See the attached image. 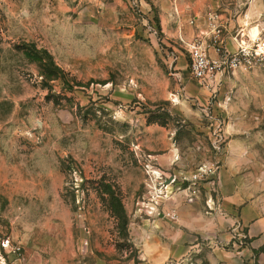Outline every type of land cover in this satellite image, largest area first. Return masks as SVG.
I'll list each match as a JSON object with an SVG mask.
<instances>
[{
    "label": "rangeland",
    "instance_id": "rangeland-1",
    "mask_svg": "<svg viewBox=\"0 0 264 264\" xmlns=\"http://www.w3.org/2000/svg\"><path fill=\"white\" fill-rule=\"evenodd\" d=\"M211 11L249 55L204 84L187 44ZM243 134L264 142V0H0V264H264L239 224L169 243L179 203L220 212Z\"/></svg>",
    "mask_w": 264,
    "mask_h": 264
},
{
    "label": "crops",
    "instance_id": "crops-1",
    "mask_svg": "<svg viewBox=\"0 0 264 264\" xmlns=\"http://www.w3.org/2000/svg\"><path fill=\"white\" fill-rule=\"evenodd\" d=\"M251 11L252 9L248 14H251ZM242 123L239 125L240 128L244 127ZM241 133L245 132L241 130ZM263 143L261 136L253 134L236 135L229 140L224 162L223 155L221 158L217 200L220 212L206 215L200 203L194 205L179 203L176 206L179 226L176 230L169 231L172 235L170 244L179 248L181 252L191 248L187 247L189 242L195 249L194 241L198 237L211 240L214 244L217 237L229 239L231 234L227 231L239 224L241 228L247 227L249 238L252 240L251 249H246V252L251 254L254 250L262 251L264 260ZM229 255L225 254V259H232V255ZM219 261L223 264V252ZM237 263L236 260L235 264Z\"/></svg>",
    "mask_w": 264,
    "mask_h": 264
},
{
    "label": "built area",
    "instance_id": "built-area-1",
    "mask_svg": "<svg viewBox=\"0 0 264 264\" xmlns=\"http://www.w3.org/2000/svg\"><path fill=\"white\" fill-rule=\"evenodd\" d=\"M193 23L192 20L191 24ZM205 27V32L195 36L187 44L191 60L190 73L204 84H214L218 75L223 76L234 72L249 54L246 43L243 41L246 36L243 34L242 28H239L237 34L231 36L235 50L231 51L227 48L225 32L228 34L230 32L221 14L217 11H211L207 14ZM197 180V176L193 178L194 185ZM174 182L175 180L171 181V183ZM189 200L190 202L194 201L192 198ZM167 217L172 221L177 220L175 213H168Z\"/></svg>",
    "mask_w": 264,
    "mask_h": 264
},
{
    "label": "trees",
    "instance_id": "trees-1",
    "mask_svg": "<svg viewBox=\"0 0 264 264\" xmlns=\"http://www.w3.org/2000/svg\"><path fill=\"white\" fill-rule=\"evenodd\" d=\"M29 55V54H27ZM42 71H43V75H44V81H45V85H48L50 81L56 80V79H63V76L60 74V72L57 71V67L53 66V63L50 61V63L48 64H43L42 65ZM71 88V87H70ZM72 89V88H71ZM159 123L161 126L165 125V121L163 122H158L156 120H150L149 123Z\"/></svg>",
    "mask_w": 264,
    "mask_h": 264
},
{
    "label": "bare ground",
    "instance_id": "bare-ground-1",
    "mask_svg": "<svg viewBox=\"0 0 264 264\" xmlns=\"http://www.w3.org/2000/svg\"><path fill=\"white\" fill-rule=\"evenodd\" d=\"M260 33V30L256 27L250 29V36L255 37Z\"/></svg>",
    "mask_w": 264,
    "mask_h": 264
}]
</instances>
